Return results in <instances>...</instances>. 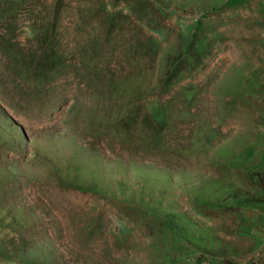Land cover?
I'll use <instances>...</instances> for the list:
<instances>
[{"label":"rangeland","instance_id":"obj_1","mask_svg":"<svg viewBox=\"0 0 264 264\" xmlns=\"http://www.w3.org/2000/svg\"><path fill=\"white\" fill-rule=\"evenodd\" d=\"M0 244L264 264V0H0Z\"/></svg>","mask_w":264,"mask_h":264},{"label":"trees","instance_id":"obj_2","mask_svg":"<svg viewBox=\"0 0 264 264\" xmlns=\"http://www.w3.org/2000/svg\"><path fill=\"white\" fill-rule=\"evenodd\" d=\"M159 118H160L159 113H158V112L154 113V119H155L156 121H159ZM3 250H4V247H3L2 244H0V254H1L2 256H5V252H3ZM7 260H9V259H7Z\"/></svg>","mask_w":264,"mask_h":264}]
</instances>
